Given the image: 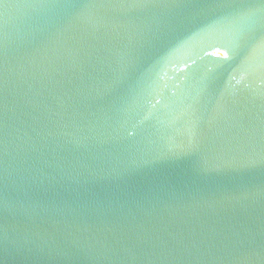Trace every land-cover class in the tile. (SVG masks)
Wrapping results in <instances>:
<instances>
[{
    "label": "water",
    "instance_id": "obj_1",
    "mask_svg": "<svg viewBox=\"0 0 264 264\" xmlns=\"http://www.w3.org/2000/svg\"><path fill=\"white\" fill-rule=\"evenodd\" d=\"M0 264H264V0H0Z\"/></svg>",
    "mask_w": 264,
    "mask_h": 264
}]
</instances>
